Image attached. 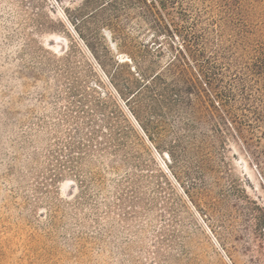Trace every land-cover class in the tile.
Masks as SVG:
<instances>
[{"label": "rangeland", "instance_id": "obj_1", "mask_svg": "<svg viewBox=\"0 0 264 264\" xmlns=\"http://www.w3.org/2000/svg\"><path fill=\"white\" fill-rule=\"evenodd\" d=\"M146 11L0 0V264H264V154L220 119L199 73L177 110L125 91L134 66L226 76L232 35L264 39V0ZM106 119L117 135L101 154Z\"/></svg>", "mask_w": 264, "mask_h": 264}, {"label": "trees", "instance_id": "obj_2", "mask_svg": "<svg viewBox=\"0 0 264 264\" xmlns=\"http://www.w3.org/2000/svg\"><path fill=\"white\" fill-rule=\"evenodd\" d=\"M135 1L145 7L146 12H149L155 8L157 2L163 5L169 0ZM248 40L247 36L239 32L231 36L226 76L223 74L216 77L209 76L203 67L202 69L194 68L191 61L183 65L171 62L162 68L156 65L144 66V68L134 66L131 68L132 79L125 89L126 95L137 92L138 98L149 97L151 103L155 104L158 110L160 106L165 109L177 110L184 97L182 95L193 96L194 84L188 77L191 68H193L199 73L207 91L210 92V102L214 111L219 113L223 122L234 124V130L244 138L246 145L253 151L252 156L256 161H259L260 156L264 154V147L262 152L260 150L264 146V39L253 44ZM178 54L182 57L180 51ZM191 58L193 57L191 56ZM70 94L71 98H76L79 95L83 97L82 94H78L72 89H70ZM83 99L85 97L76 101L78 106H82V109L84 107ZM188 103L190 106L194 105L190 98H188ZM82 113L85 114V111ZM103 122L109 135L106 136L104 144H99L98 152L106 154L108 151L106 146L110 144L111 137L117 133L114 132V126L107 119ZM91 124L84 123V126L86 129H91ZM91 130L87 143H94L95 138L99 137L97 130L94 128ZM77 132L79 138L83 139V129H77ZM121 145L117 144L114 152H117ZM83 159L81 158V160Z\"/></svg>", "mask_w": 264, "mask_h": 264}]
</instances>
